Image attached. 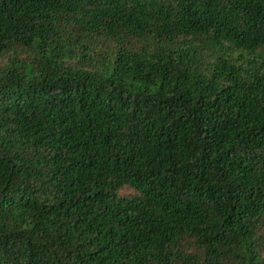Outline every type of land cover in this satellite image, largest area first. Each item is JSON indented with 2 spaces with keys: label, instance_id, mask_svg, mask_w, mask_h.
<instances>
[{
  "label": "trees",
  "instance_id": "16d2710c",
  "mask_svg": "<svg viewBox=\"0 0 264 264\" xmlns=\"http://www.w3.org/2000/svg\"><path fill=\"white\" fill-rule=\"evenodd\" d=\"M0 264H264V0H0Z\"/></svg>",
  "mask_w": 264,
  "mask_h": 264
},
{
  "label": "rangeland",
  "instance_id": "374dc122",
  "mask_svg": "<svg viewBox=\"0 0 264 264\" xmlns=\"http://www.w3.org/2000/svg\"><path fill=\"white\" fill-rule=\"evenodd\" d=\"M125 192H130V191H125Z\"/></svg>",
  "mask_w": 264,
  "mask_h": 264
}]
</instances>
